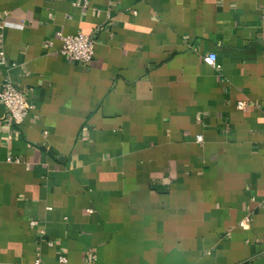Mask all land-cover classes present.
I'll return each instance as SVG.
<instances>
[{
    "label": "crops",
    "instance_id": "0c3cea01",
    "mask_svg": "<svg viewBox=\"0 0 264 264\" xmlns=\"http://www.w3.org/2000/svg\"><path fill=\"white\" fill-rule=\"evenodd\" d=\"M1 22L0 88L31 109L10 127L0 102V264H264V0H0ZM77 32L87 63L60 52Z\"/></svg>",
    "mask_w": 264,
    "mask_h": 264
},
{
    "label": "built area",
    "instance_id": "2783aa9c",
    "mask_svg": "<svg viewBox=\"0 0 264 264\" xmlns=\"http://www.w3.org/2000/svg\"><path fill=\"white\" fill-rule=\"evenodd\" d=\"M16 25L10 24L8 22H1L0 29L4 26ZM21 26V25H18ZM59 38L62 41V46L60 52L75 61L81 63H87L93 58L95 37L90 33L77 32L75 34H62L59 33ZM1 59L3 58L2 52H0ZM203 61L206 64L215 66L216 56L214 53H209L203 56ZM0 102L4 106L5 112L3 116V121H5L8 126H15L20 124L25 117L28 115L31 105L24 97L20 89L10 80V78H4L1 83L0 88ZM246 106L245 102L238 101L237 107L244 109ZM249 218H246L241 222L242 225L248 224ZM35 224V221L32 222ZM89 259H93L94 255L89 254ZM61 261H65L64 257L59 258ZM35 264H39L38 260Z\"/></svg>",
    "mask_w": 264,
    "mask_h": 264
}]
</instances>
